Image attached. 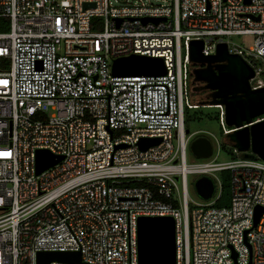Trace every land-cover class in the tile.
Segmentation results:
<instances>
[{"label":"built area","instance_id":"2783aa9c","mask_svg":"<svg viewBox=\"0 0 264 264\" xmlns=\"http://www.w3.org/2000/svg\"><path fill=\"white\" fill-rule=\"evenodd\" d=\"M0 26V264H36L38 251L79 252L48 264H138L140 216L174 218V264H264V161L231 146L217 162V144L187 163L184 126L191 40L203 55L225 43L264 87V0H0ZM133 54L161 58L165 73L113 75ZM38 150L62 158L37 174ZM224 169L230 203L214 207ZM189 174L214 181L206 203L188 197Z\"/></svg>","mask_w":264,"mask_h":264},{"label":"water","instance_id":"95a60500","mask_svg":"<svg viewBox=\"0 0 264 264\" xmlns=\"http://www.w3.org/2000/svg\"><path fill=\"white\" fill-rule=\"evenodd\" d=\"M87 6L88 4L83 5V7ZM147 20L148 18H144V21ZM157 20L153 19V21ZM202 48V40L189 42L188 57L193 67L192 81L203 82L204 88L211 91L208 101L198 103L196 106L222 105L225 124L229 128H234L225 134L228 144L240 152L242 157H246V151L250 150L264 161V119L247 125L252 118L264 114V87L251 88L249 79L254 74L252 67L240 55L229 53L225 43L217 44L215 53L209 55H203ZM111 70L115 76L165 73L161 58L137 54L114 59ZM185 132L188 133V129ZM159 141V137L142 138L138 145L141 150H145ZM188 149L198 159H207L212 155V143L205 136L193 138ZM61 158L48 151L38 150L36 173L44 171ZM193 186L197 196L202 200L210 199L215 190L214 181L205 175L198 177ZM262 211H264L262 208L256 207L254 225ZM137 244L138 264H174L176 260L174 218L172 216L138 217ZM232 256L235 258V254ZM79 260V252L74 251H38L36 253V264H48L51 261L76 263Z\"/></svg>","mask_w":264,"mask_h":264},{"label":"rangeland","instance_id":"374dc122","mask_svg":"<svg viewBox=\"0 0 264 264\" xmlns=\"http://www.w3.org/2000/svg\"><path fill=\"white\" fill-rule=\"evenodd\" d=\"M111 4L117 5L118 2L124 1V0H109ZM136 0H130V2H134ZM145 2H151V3H160L161 0H144ZM172 1V0H171ZM230 40L233 41L236 44H241L242 43V37L241 36H231ZM245 43H250V39L246 38ZM187 98L189 99V103L191 104H197L201 102H207L208 100L201 94L195 93L188 89V95ZM210 104H205L203 105L204 108L203 111L207 114L217 112V108L214 106H209ZM184 108H186L184 106ZM189 109H186L185 111L187 112ZM185 129H188V133H194L195 134L192 136V139L194 137L200 136V135H206L208 138L211 139V142L213 144V153H216L217 150V144L220 146V150L216 155V161L217 162H225L230 160L231 158L234 157V154H230L229 152L226 151L224 148V145L227 146V149L230 151L232 150V147L227 144L225 141V135L222 133L221 125L219 124L218 121L215 120H210V119H201V121H190L185 124ZM250 150H247L246 153H249ZM201 161L200 159L194 157L189 149L187 148L186 151V162L187 163H193V162H198ZM200 177V175L196 174H189L188 175V197L198 203H206L204 200L200 199L194 189L193 183L194 181Z\"/></svg>","mask_w":264,"mask_h":264},{"label":"trees","instance_id":"16d2710c","mask_svg":"<svg viewBox=\"0 0 264 264\" xmlns=\"http://www.w3.org/2000/svg\"><path fill=\"white\" fill-rule=\"evenodd\" d=\"M96 20V19H95ZM5 26H0V30H5ZM184 108V126L187 124V122L190 121H201V119H210V120H215L218 121L219 119V109L217 108V112L213 113H205L202 108L203 106H192V107H187ZM216 108V107H215ZM186 109H189L187 112L185 111ZM200 136H205L206 135H200ZM224 148L226 149L227 152L232 154V150L230 151L227 149V146L224 145ZM218 179L220 181V195L219 197L213 202L212 206L214 207H225L228 206L230 203V172L229 170H220L217 172Z\"/></svg>","mask_w":264,"mask_h":264},{"label":"flooded vegetation","instance_id":"af4514ba","mask_svg":"<svg viewBox=\"0 0 264 264\" xmlns=\"http://www.w3.org/2000/svg\"><path fill=\"white\" fill-rule=\"evenodd\" d=\"M203 82L194 83L192 81V76L190 75L189 79V89L193 92V94L198 93L203 95L207 100L210 98V90L204 88Z\"/></svg>","mask_w":264,"mask_h":264},{"label":"crops","instance_id":"0c3cea01","mask_svg":"<svg viewBox=\"0 0 264 264\" xmlns=\"http://www.w3.org/2000/svg\"><path fill=\"white\" fill-rule=\"evenodd\" d=\"M198 104V103H197ZM225 135V134H224ZM207 138H208V136H207ZM210 141H211V139L210 138H208ZM225 141L227 142V144H228V141H227V139H226V137H225ZM212 143V142H211ZM229 145V144H228ZM212 147H213V144H212ZM212 151H213V148H212ZM240 153V152H239ZM214 155H215V153H213ZM247 155H248V153H247ZM212 156V155H211Z\"/></svg>","mask_w":264,"mask_h":264},{"label":"clouds","instance_id":"9594fccd","mask_svg":"<svg viewBox=\"0 0 264 264\" xmlns=\"http://www.w3.org/2000/svg\"><path fill=\"white\" fill-rule=\"evenodd\" d=\"M195 106H196V104H195ZM200 106H203V105H200Z\"/></svg>","mask_w":264,"mask_h":264}]
</instances>
